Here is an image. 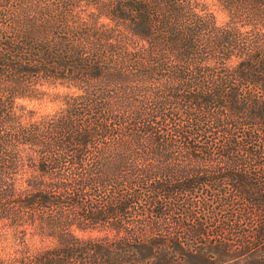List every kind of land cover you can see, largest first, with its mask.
Masks as SVG:
<instances>
[{"label":"trees","instance_id":"obj_1","mask_svg":"<svg viewBox=\"0 0 264 264\" xmlns=\"http://www.w3.org/2000/svg\"><path fill=\"white\" fill-rule=\"evenodd\" d=\"M0 223L7 264H264V0H0Z\"/></svg>","mask_w":264,"mask_h":264},{"label":"rangeland","instance_id":"obj_2","mask_svg":"<svg viewBox=\"0 0 264 264\" xmlns=\"http://www.w3.org/2000/svg\"><path fill=\"white\" fill-rule=\"evenodd\" d=\"M64 88L63 87H59V90L62 91ZM50 99L47 97L46 99H44L41 103L40 102H33L31 104V106L36 105L38 106V108H40L42 111H51L54 108V104L49 101ZM23 103H28V101H20ZM6 231H8L6 229V226L3 223H0V245L5 246L6 244H8L10 241H6V238L3 237V234L6 233ZM1 248V247H0ZM8 250L11 251V247L9 248V246L7 247ZM13 250V249H12ZM8 252V251H6ZM0 264H7V262L10 259V256L8 254H4V251L2 250L0 252ZM4 259V260H3ZM3 260V261H2Z\"/></svg>","mask_w":264,"mask_h":264}]
</instances>
